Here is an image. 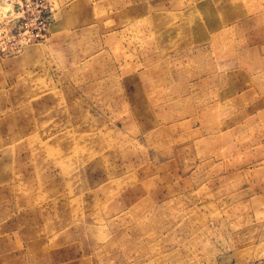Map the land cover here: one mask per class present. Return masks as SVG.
Listing matches in <instances>:
<instances>
[{
  "label": "rangeland",
  "instance_id": "1",
  "mask_svg": "<svg viewBox=\"0 0 264 264\" xmlns=\"http://www.w3.org/2000/svg\"><path fill=\"white\" fill-rule=\"evenodd\" d=\"M9 2L0 264H264V0Z\"/></svg>",
  "mask_w": 264,
  "mask_h": 264
},
{
  "label": "built area",
  "instance_id": "2",
  "mask_svg": "<svg viewBox=\"0 0 264 264\" xmlns=\"http://www.w3.org/2000/svg\"><path fill=\"white\" fill-rule=\"evenodd\" d=\"M6 2H7L6 4L9 6L8 7L9 10L6 13V16L9 17H6L8 19L0 22V36L8 29L12 33H21L22 31L23 32L27 31L26 33L23 34L24 39L21 38L22 39L21 42H23L21 44L22 48H24L25 45H27L26 43H28V40H30V38L26 37L29 32L31 35L29 37H31L32 38L31 40L33 41L36 40L38 41L40 38L41 39L46 38L51 27L50 24L52 17L48 12L45 11V7H41V9L38 10L39 11L38 14L36 13L29 14L28 11L25 10L21 11L18 7L15 9L14 5H13L14 9L13 7L10 9L9 0H6ZM25 13L28 14L29 17H26ZM15 40H17L15 35H13L10 38L5 36L4 40H0V45H5V43L11 44Z\"/></svg>",
  "mask_w": 264,
  "mask_h": 264
}]
</instances>
